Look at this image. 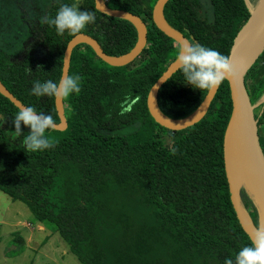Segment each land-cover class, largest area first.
I'll list each match as a JSON object with an SVG mask.
<instances>
[{"label":"trees","instance_id":"obj_1","mask_svg":"<svg viewBox=\"0 0 264 264\" xmlns=\"http://www.w3.org/2000/svg\"><path fill=\"white\" fill-rule=\"evenodd\" d=\"M208 1L206 14L200 0H168L163 16L190 42L228 56L248 7L245 0ZM71 2L47 0L45 9L37 8L43 14L37 16L41 28L20 58L8 60L0 49L1 82L25 106L55 122L54 98L35 97L29 90L34 80H59L65 46L75 34L58 36L42 21ZM154 2L106 1L144 21L145 47L123 66L105 63L85 43L73 48L68 75H79L80 91L63 98L67 127L45 133L52 147L25 151L22 138L29 129L23 124L21 136L12 138L11 122L19 109L0 94V190L24 202L36 221L52 225L81 264H224L250 243L232 207L224 170L223 133L231 110L227 81L218 86L206 114L182 130L160 126L147 110L150 86L179 49L153 24ZM78 10L94 13V23L81 32L95 38L106 54L120 55L134 45L130 21L99 12L93 0H80ZM244 80L251 103H257L264 93V52ZM206 91L184 84L178 69L160 86L157 103L167 116L181 118ZM125 97L132 103L128 112L121 109ZM257 105L264 153V104ZM240 196L256 222L251 198L244 190Z\"/></svg>","mask_w":264,"mask_h":264},{"label":"water","instance_id":"obj_2","mask_svg":"<svg viewBox=\"0 0 264 264\" xmlns=\"http://www.w3.org/2000/svg\"><path fill=\"white\" fill-rule=\"evenodd\" d=\"M167 1L155 0L151 10L153 24L166 36L173 39L178 46L190 42L180 31L170 26L165 20L163 8ZM93 2L99 12L130 21L136 30V41L127 52L120 55H109L103 51L98 41L92 36L83 32L75 34L65 46L59 79L62 75H68L72 50L80 43L89 45L97 57L111 66H123L131 63L145 47L147 27L138 15L121 8L110 7L104 0H93ZM245 3L248 7L249 15L234 35L227 56L233 65L234 75L225 78L229 87L231 110L223 133V161L232 207L240 226L251 238L257 227L264 228V153L259 141L257 118L254 115L256 104L259 102L264 104V93L257 103L252 104L245 87L244 78L248 69L259 55L264 52V0H254L253 3L245 0ZM178 69L174 59L150 86L146 96V107L150 116L157 124L170 130H182L198 122L206 114L218 89L216 87L210 91L207 90L198 106L188 115L181 118L169 117L160 110L157 103V93L160 86ZM0 94L8 98L18 109L25 107L6 88L1 80ZM54 106L58 116V122H55L56 127L54 129L64 130L67 127V120L63 98H54ZM230 140H235L245 151L242 162L247 169L249 182L259 197L258 200L252 192L246 189L244 191L254 203L256 222L253 221L248 210L243 205L240 187L233 180L230 170V154L227 149V143Z\"/></svg>","mask_w":264,"mask_h":264},{"label":"clouds","instance_id":"obj_3","mask_svg":"<svg viewBox=\"0 0 264 264\" xmlns=\"http://www.w3.org/2000/svg\"><path fill=\"white\" fill-rule=\"evenodd\" d=\"M80 0L71 3H61L54 17L43 18V23L54 26L58 36L78 34L89 24L94 23V13L89 10H78ZM184 84L192 89L212 90L229 76L234 75V68L228 57L214 48L206 47L195 41L186 42L179 46L175 56ZM80 91L79 75H62L58 81L34 80L29 94L35 97H53L67 99ZM122 112L132 109V103L125 100L121 104ZM14 130L10 132L13 139L21 136V124L29 131L22 138L25 151L37 152L52 147L46 132L56 127L52 116L37 112L32 106L21 107L12 119ZM224 264H264V228L257 227L250 243L242 246L234 257L224 259Z\"/></svg>","mask_w":264,"mask_h":264},{"label":"rangeland","instance_id":"obj_4","mask_svg":"<svg viewBox=\"0 0 264 264\" xmlns=\"http://www.w3.org/2000/svg\"><path fill=\"white\" fill-rule=\"evenodd\" d=\"M38 1L39 9L48 6L47 0ZM7 2L0 0V49L6 53L8 60H15L34 41L41 28L35 16L42 17L43 14L36 9L28 11L25 0H14L12 4ZM200 4L204 13L211 12L208 0H200ZM41 53L39 50L38 54ZM255 109L258 110V105ZM260 137L264 145V125L261 126ZM0 264L81 263L52 225L36 221L24 202L12 200L0 190Z\"/></svg>","mask_w":264,"mask_h":264},{"label":"bare ground","instance_id":"obj_5","mask_svg":"<svg viewBox=\"0 0 264 264\" xmlns=\"http://www.w3.org/2000/svg\"><path fill=\"white\" fill-rule=\"evenodd\" d=\"M227 149L230 154V170L232 172L235 184L238 187H243L249 192H252L258 200L259 197L254 192L252 185L249 182L247 169L245 168L242 162L245 155V151L238 145L235 140H230L227 143Z\"/></svg>","mask_w":264,"mask_h":264},{"label":"flooded vegetation","instance_id":"obj_6","mask_svg":"<svg viewBox=\"0 0 264 264\" xmlns=\"http://www.w3.org/2000/svg\"><path fill=\"white\" fill-rule=\"evenodd\" d=\"M5 1H8L7 2V4H12V3H14V0H5ZM42 1H45V0H42ZM107 1V0H106ZM105 1V2H106ZM25 4H26V7H27V9H28V11H33L34 9H36V11L37 10H39V9H37L38 8V6H39V1L37 0V3L35 2V0H32V5H30V4H28L27 3V0H25ZM108 5V4H107ZM38 12V11H37ZM19 12L16 10V14H18ZM35 18L37 19V22H38V18H37V16H35ZM19 20V19H18ZM146 25V24H145Z\"/></svg>","mask_w":264,"mask_h":264},{"label":"built area","instance_id":"obj_7","mask_svg":"<svg viewBox=\"0 0 264 264\" xmlns=\"http://www.w3.org/2000/svg\"><path fill=\"white\" fill-rule=\"evenodd\" d=\"M104 1H106V0H104Z\"/></svg>","mask_w":264,"mask_h":264}]
</instances>
